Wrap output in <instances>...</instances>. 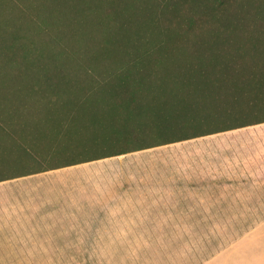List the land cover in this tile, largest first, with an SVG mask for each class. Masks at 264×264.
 I'll list each match as a JSON object with an SVG mask.
<instances>
[{
  "label": "trees",
  "instance_id": "16d2710c",
  "mask_svg": "<svg viewBox=\"0 0 264 264\" xmlns=\"http://www.w3.org/2000/svg\"><path fill=\"white\" fill-rule=\"evenodd\" d=\"M77 10L72 22L89 32L73 37L81 52L37 18L52 49L0 76V182L264 123V0H82ZM224 89L240 105L227 113L253 117L227 125L200 105ZM148 100L165 105L141 108ZM72 131L86 139L61 140Z\"/></svg>",
  "mask_w": 264,
  "mask_h": 264
},
{
  "label": "rangeland",
  "instance_id": "374dc122",
  "mask_svg": "<svg viewBox=\"0 0 264 264\" xmlns=\"http://www.w3.org/2000/svg\"><path fill=\"white\" fill-rule=\"evenodd\" d=\"M81 1L0 0V76L7 73L15 74V64L9 65V62L32 61L35 57V49L41 46L46 47V52L52 49L45 46L49 31L44 32V42L38 36L39 28L34 20L37 18H41L49 27L52 25V29L60 34L61 38H67L68 41L71 39L70 49L81 52L82 47H78L73 37L89 35V32L82 28L81 23L72 22L74 17L72 15L77 14V7H81ZM239 12L245 13L242 10ZM143 23L147 24L146 21ZM174 25L179 27L178 23ZM144 30L151 31L152 28L147 26ZM100 38L98 37L97 40ZM97 40L92 39V43L98 44L101 41ZM37 42H43V45ZM7 43H13L12 52H9ZM232 94V91L225 89L214 92L203 96L200 105L206 107L209 112L225 117L223 124H234L252 118V114L250 116L236 112L227 113L234 106H240L232 105L237 103L236 96ZM148 102L151 104H144L141 108L163 104L161 100L158 101L160 103H152L156 100H148ZM261 131H264V124L214 133L0 182V208H4L0 210V224L3 223L4 226V234L0 235V240L3 241L0 264H214L219 262L218 257L222 251L229 247L233 248L234 241L252 229L250 225L264 219L263 209L242 210L241 207L251 206L247 203L243 205L203 203L196 204V210L190 212L196 215L194 219L117 218L114 235L88 232L99 230V227L94 225L100 221L95 215L97 210L103 207L102 205H107L104 199L111 198L110 205L117 210L131 209V213L135 214L139 213L134 209L140 210V204L124 202L123 198L126 195L140 198L158 191L163 193L166 188L177 181L180 182L181 177L187 175H194L197 180H201L203 177L221 175L228 170L234 172L238 156L235 150L245 143L250 145L252 138ZM64 136L61 140L78 142L77 138L86 139L80 131H72ZM197 185L203 192H211L212 189V194L220 190L218 186L211 188L199 184L198 181ZM232 190L235 192L236 187ZM259 198L260 208H263L264 188H260ZM172 206L176 207L177 204L158 206L145 204L144 207L147 209V214L155 215L169 208L172 209ZM155 208L161 211H156ZM48 211H70L73 216L81 212L82 217L74 218L73 222L78 223V227L83 226V233H62L57 222L64 223L70 220L56 215H53L49 221L43 219L44 212ZM177 213L173 212V214ZM84 215L86 217H83ZM48 223L51 227L47 226ZM178 223L190 225H176ZM23 224H27V227L36 233L33 235L11 233L12 226ZM13 241L15 242L12 243ZM23 245L44 249L25 252L11 249Z\"/></svg>",
  "mask_w": 264,
  "mask_h": 264
},
{
  "label": "crops",
  "instance_id": "0c3cea01",
  "mask_svg": "<svg viewBox=\"0 0 264 264\" xmlns=\"http://www.w3.org/2000/svg\"><path fill=\"white\" fill-rule=\"evenodd\" d=\"M264 124V123H262ZM261 125V124H258ZM255 133V132H254ZM236 154L239 156L236 157L235 170L227 171L221 175H211L208 177H203L201 180H197L194 175H187L186 177H181L180 182H176L170 187L166 188L165 191L150 193L148 195L141 196L140 198H131L126 195L123 198V201L126 203H135L140 204V210L134 209L139 213L132 214V210H117L110 205L111 198L104 199L106 206L97 210L95 218H98L100 221L95 226L99 227V230L96 232L90 231L89 234H103V235H114L116 232L114 227L116 226L115 220L117 218L122 219H132V218H141V219H182L189 220L194 219L196 215L194 212L196 210V204H228L234 203L243 205L245 203L251 204L248 207H241L242 210H260V198L259 190L264 188V131L259 132L255 137L252 138L250 145L244 144L242 147H238ZM17 179V178H15ZM14 180V179H11ZM204 184V186H218L220 188L218 193L212 194L211 192H203L197 185ZM205 181V182H204ZM233 187H236L235 192L232 190ZM231 188V189H230ZM232 190V191H231ZM212 194V195H211ZM255 196V197H254ZM173 204L176 203L177 206H172V209L169 208L168 213L166 211H161L159 208H155L156 211H161V214H147V209L144 207L145 204H154L158 206L159 204ZM4 208H0L2 210ZM211 209V207L209 208ZM154 210V209H153ZM152 211V210H150ZM179 211L181 213L179 214ZM126 212L127 214H121ZM143 212V213H141ZM173 212H178L173 214ZM75 214L73 216L70 211H60V212H44L43 219L48 221L52 218L53 215L60 216L61 218L67 217L70 221L59 223V227L62 233H83V226H79L78 223L73 222V219H79L82 217L80 214ZM83 217H86L85 215ZM106 220V221H104ZM172 225V224H167ZM176 225H190L189 223L176 224ZM193 225V224H191ZM45 226V225H43ZM47 226L51 227V224L48 223ZM252 229L237 238L234 241L233 248H228L225 251H222L219 254V262L214 264H264V219L258 221L255 224L250 225ZM11 233L16 234H28L33 235L34 232L30 227H27V224L21 226H12ZM27 227V228H26ZM63 229V230H62ZM4 234L3 223L0 224V235ZM13 241L12 243H14ZM22 242H25L22 240ZM28 242V241H27ZM12 250L16 251H35L36 249L43 250L44 248L35 247V246H16L12 247ZM0 250H3V241L0 240ZM225 252V253H224ZM35 257V255H33ZM44 257V256H43Z\"/></svg>",
  "mask_w": 264,
  "mask_h": 264
}]
</instances>
